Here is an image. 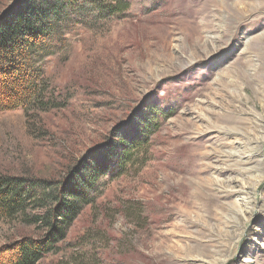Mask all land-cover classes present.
I'll use <instances>...</instances> for the list:
<instances>
[{
	"label": "rangeland",
	"instance_id": "1",
	"mask_svg": "<svg viewBox=\"0 0 264 264\" xmlns=\"http://www.w3.org/2000/svg\"><path fill=\"white\" fill-rule=\"evenodd\" d=\"M128 1L35 55L44 106L0 112V176L58 181L162 112L37 264H264V0ZM23 218H0V248L43 235Z\"/></svg>",
	"mask_w": 264,
	"mask_h": 264
},
{
	"label": "trees",
	"instance_id": "2",
	"mask_svg": "<svg viewBox=\"0 0 264 264\" xmlns=\"http://www.w3.org/2000/svg\"><path fill=\"white\" fill-rule=\"evenodd\" d=\"M130 8L128 0H17L0 15V112L46 104L44 70L34 65V57L48 41L60 40L73 23L125 18ZM161 113L157 108L147 112L133 135L82 158L64 180L0 176V218L24 213L27 226L44 230L40 237H21L0 248V264H37L54 252L82 209L95 201L99 185L143 160Z\"/></svg>",
	"mask_w": 264,
	"mask_h": 264
},
{
	"label": "water",
	"instance_id": "3",
	"mask_svg": "<svg viewBox=\"0 0 264 264\" xmlns=\"http://www.w3.org/2000/svg\"><path fill=\"white\" fill-rule=\"evenodd\" d=\"M16 1H17V0H15V1L13 2V4H11V5L9 6V8H7V9L3 12V14H4L6 11H8L10 8H12V6L16 3Z\"/></svg>",
	"mask_w": 264,
	"mask_h": 264
}]
</instances>
